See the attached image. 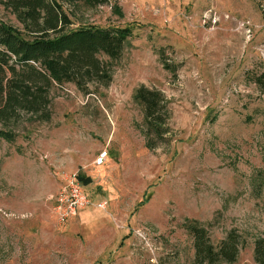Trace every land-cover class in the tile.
<instances>
[{
	"label": "rangeland",
	"instance_id": "obj_1",
	"mask_svg": "<svg viewBox=\"0 0 264 264\" xmlns=\"http://www.w3.org/2000/svg\"><path fill=\"white\" fill-rule=\"evenodd\" d=\"M64 6L71 28H129L108 84H53L47 116L0 123V264H195L192 223L232 264L264 231V0H104ZM0 20L23 34L0 4ZM162 92V137L134 91ZM151 147H149V144ZM103 164L96 166L97 158ZM89 178L92 204L58 223L52 196ZM106 201L104 209L93 204ZM225 264V263H217Z\"/></svg>",
	"mask_w": 264,
	"mask_h": 264
},
{
	"label": "trees",
	"instance_id": "obj_2",
	"mask_svg": "<svg viewBox=\"0 0 264 264\" xmlns=\"http://www.w3.org/2000/svg\"><path fill=\"white\" fill-rule=\"evenodd\" d=\"M104 0H0L23 28L17 32L0 20V123L15 121L19 113L47 116L48 92L55 84H73L88 92V84H108V60L117 59L130 35L129 28L82 26L75 29L63 7L77 2L95 6ZM254 82L264 90V73ZM133 101L141 107L146 128L162 137L169 112L161 91L138 87ZM149 144V143H148ZM149 147L150 144H149ZM84 187L91 181L77 175ZM193 239L195 264H232L241 236L231 230L214 246L207 231L197 223L186 227ZM253 260L264 264V231L254 240Z\"/></svg>",
	"mask_w": 264,
	"mask_h": 264
},
{
	"label": "built area",
	"instance_id": "obj_3",
	"mask_svg": "<svg viewBox=\"0 0 264 264\" xmlns=\"http://www.w3.org/2000/svg\"><path fill=\"white\" fill-rule=\"evenodd\" d=\"M103 164V157L95 161L96 166ZM85 187L77 175L65 179L64 185L52 196V212L58 223H64L78 212L92 204ZM98 209H104L106 201L101 200L93 204Z\"/></svg>",
	"mask_w": 264,
	"mask_h": 264
}]
</instances>
